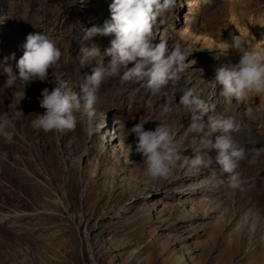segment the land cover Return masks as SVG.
I'll list each match as a JSON object with an SVG mask.
<instances>
[{
    "label": "rangeland",
    "instance_id": "1",
    "mask_svg": "<svg viewBox=\"0 0 264 264\" xmlns=\"http://www.w3.org/2000/svg\"><path fill=\"white\" fill-rule=\"evenodd\" d=\"M112 2L0 0V116L11 134L0 133V264H264V94L241 101L221 95L215 70L239 55L207 49L239 34L253 48L264 46V0H176L153 24L151 43L191 52L177 87L195 90L212 106L199 121L203 132L189 131L191 113L163 112L178 105L176 87L152 96L115 77L101 85L92 117L83 104L74 111V130L34 129L31 121L44 112L43 88L64 82L68 92H79L78 71L107 67L114 34L83 37L110 21ZM37 32L55 42L60 60L47 81L24 86L18 80L9 89L4 69L18 72L27 35ZM93 43L101 56L82 66L80 48ZM209 116L233 118L239 130L232 138L251 153L234 170L239 187L215 162L216 150H202L206 166H191ZM147 117L146 130L159 123L172 130L180 155L159 180L146 176L128 134Z\"/></svg>",
    "mask_w": 264,
    "mask_h": 264
},
{
    "label": "clouds",
    "instance_id": "2",
    "mask_svg": "<svg viewBox=\"0 0 264 264\" xmlns=\"http://www.w3.org/2000/svg\"><path fill=\"white\" fill-rule=\"evenodd\" d=\"M175 7L176 0H113L110 5V21H106L103 27L92 26L83 37L88 40L96 35L114 34L110 46L105 50V54L111 56L107 67L101 64L94 67L90 74L78 71L74 86L79 92H68L64 82H58V86L51 90L48 87L43 88L38 101L44 112L36 114L31 121L32 127L45 133L74 130L77 125L74 111L79 110L83 104L88 116L92 117L101 85L106 79L115 77L121 85L132 81L139 83L140 88L152 96L163 94L169 85L176 87L179 92L178 105H165L163 112L168 114L182 109L191 113L189 131L203 132L199 121L211 111L212 106L195 90L177 87L179 73L189 67L186 59L191 52L182 51L179 45L169 52L165 41L155 45L151 43L153 24L157 17ZM23 47V55L16 64L18 72H14L11 67L4 69L7 73L5 84L9 89L14 88L18 80L24 86L37 80L47 81L49 70L58 64L62 55L55 42L39 32L29 33ZM207 49H219L223 55H227L232 49L239 55L238 62L222 64L215 70L214 83L221 87V95L241 101L248 94H264V46L253 48L248 44L247 38L239 34L231 35V39L224 40L218 48ZM100 56V47L95 43L90 47L82 45L80 48L82 66ZM24 95L25 92L19 95V101ZM150 120L151 117L140 118L129 129L128 134H134L135 152L142 158L146 176L159 180L170 174L180 155L172 130L161 123L154 130H146L145 124ZM8 126L10 122L7 118L0 116V133L6 139H11V134L5 131ZM238 130L239 125L231 117L209 116L207 132L201 138L202 147L196 150L190 161L191 166H206L201 155L202 150H216L215 162L225 173L230 174L232 187H239L240 180L233 174L234 170L237 163L247 159L251 153L246 146L232 138L231 133ZM93 131L90 127L89 134Z\"/></svg>",
    "mask_w": 264,
    "mask_h": 264
},
{
    "label": "bare ground",
    "instance_id": "3",
    "mask_svg": "<svg viewBox=\"0 0 264 264\" xmlns=\"http://www.w3.org/2000/svg\"><path fill=\"white\" fill-rule=\"evenodd\" d=\"M200 37V36H199ZM199 37H197V39H199ZM200 39H202V40H204V42H208L207 41V37H206V35L204 36L203 35V37H200ZM214 54V53H213ZM209 57V56H208ZM203 58H205V57H203ZM264 103V102H263Z\"/></svg>",
    "mask_w": 264,
    "mask_h": 264
}]
</instances>
